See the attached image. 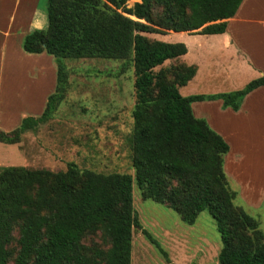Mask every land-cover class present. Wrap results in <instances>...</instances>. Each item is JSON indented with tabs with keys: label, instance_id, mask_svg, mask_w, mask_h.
<instances>
[{
	"label": "trees",
	"instance_id": "obj_1",
	"mask_svg": "<svg viewBox=\"0 0 264 264\" xmlns=\"http://www.w3.org/2000/svg\"><path fill=\"white\" fill-rule=\"evenodd\" d=\"M128 1L47 0V28L26 35L23 50L54 58L56 89L41 116L25 117L9 132L0 129V143L18 144L25 132L50 119L68 88L66 59L122 61L121 70L131 67L134 76L131 163L144 198L174 210L187 225L208 212L220 235L218 264H264V235L257 220L234 204L237 194L224 172L229 146L191 109L194 102L220 100L223 109L236 112L246 95L264 86V75L240 90L182 96L179 89L197 70L180 61L185 44L144 36L222 34L243 0H140L127 8ZM154 7L161 11L157 21ZM132 182L128 174L96 173L73 163L58 172L3 169L0 264H131L132 231L141 228ZM98 229L107 239L106 250L82 244L86 233ZM142 234L172 264L152 236Z\"/></svg>",
	"mask_w": 264,
	"mask_h": 264
},
{
	"label": "rangeland",
	"instance_id": "obj_2",
	"mask_svg": "<svg viewBox=\"0 0 264 264\" xmlns=\"http://www.w3.org/2000/svg\"><path fill=\"white\" fill-rule=\"evenodd\" d=\"M139 2L129 0L126 7L131 8ZM45 3L47 5V0ZM153 14L154 20L160 19L159 8L154 7ZM144 36L150 41L156 35ZM64 63L69 68V84L64 99L50 119L35 132H25L20 143L0 144L3 148L0 150V170L18 167L58 172L73 163L81 170L131 175L134 215L141 226L132 231L131 264H168L142 230L152 236L172 264H218L220 235L208 212H201L194 224L187 225L177 212L166 205L145 199L134 180L130 148L135 103L132 68L123 71L122 61L97 58L66 59ZM174 65L175 62L165 66ZM192 106L197 115L200 104L193 103ZM205 113L196 117L208 120L209 115ZM258 123L256 116L246 132L245 129L241 132L244 141L245 136L248 138L250 135V142L258 145L253 165L255 173L259 172L260 160L264 159V140L259 137L263 132L258 129ZM229 185L238 193L234 204L257 220L264 235V198L259 206L249 207L240 197V188L230 180ZM17 234L18 226L13 233L14 240ZM82 244L88 249L108 248L107 239L100 229L86 233ZM13 246L15 248V242Z\"/></svg>",
	"mask_w": 264,
	"mask_h": 264
},
{
	"label": "crops",
	"instance_id": "obj_3",
	"mask_svg": "<svg viewBox=\"0 0 264 264\" xmlns=\"http://www.w3.org/2000/svg\"><path fill=\"white\" fill-rule=\"evenodd\" d=\"M47 25L45 0H0V129L3 131L17 128L25 117L41 116L48 97L55 92L54 58L23 50L24 37L35 30H45ZM151 35L161 42L185 44L187 53L180 61L196 66L197 70L193 79L179 89L182 96L240 90L252 79L264 75V0H243L234 17L227 20L222 34ZM194 103L200 104L197 115L207 112L204 115H209V121L204 120L229 146L223 165L226 176L240 188V197L247 206H259L264 198V159L255 173L258 145L250 142V135L244 141L241 132L244 129L246 132L258 116V129L263 132L259 137L264 140V86L246 95L236 112L223 109L220 100ZM191 109L196 117L192 105Z\"/></svg>",
	"mask_w": 264,
	"mask_h": 264
}]
</instances>
